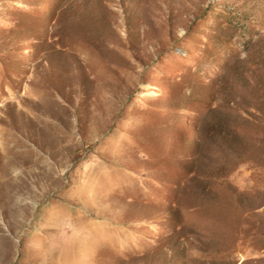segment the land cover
Listing matches in <instances>:
<instances>
[{
	"label": "rangeland",
	"instance_id": "obj_1",
	"mask_svg": "<svg viewBox=\"0 0 264 264\" xmlns=\"http://www.w3.org/2000/svg\"><path fill=\"white\" fill-rule=\"evenodd\" d=\"M0 264H264V0H0Z\"/></svg>",
	"mask_w": 264,
	"mask_h": 264
}]
</instances>
